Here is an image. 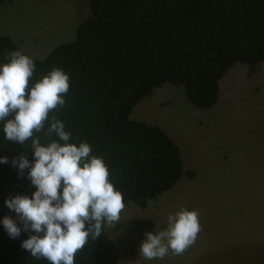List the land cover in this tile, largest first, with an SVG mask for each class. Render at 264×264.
<instances>
[{"label":"trees","instance_id":"1","mask_svg":"<svg viewBox=\"0 0 264 264\" xmlns=\"http://www.w3.org/2000/svg\"><path fill=\"white\" fill-rule=\"evenodd\" d=\"M90 9L74 38L43 58L0 33V64L7 63L6 52L22 49L35 60L32 83L53 67L70 74L65 105L50 115L65 124L70 143L87 142L103 157L125 205L145 208L196 171L186 168L164 129L131 119L133 109L164 84L183 86L193 106L212 108L220 80L235 64L264 63V0H90ZM37 135L48 142L44 132ZM30 145L5 140L0 122V157L8 158L0 164V264H49L21 247L34 233L23 231L5 204L36 190L29 170L21 174L12 165L21 155L34 162ZM6 215L22 228L19 237L4 229ZM119 255L104 225L100 237L76 253L75 264H118Z\"/></svg>","mask_w":264,"mask_h":264},{"label":"rangeland","instance_id":"2","mask_svg":"<svg viewBox=\"0 0 264 264\" xmlns=\"http://www.w3.org/2000/svg\"><path fill=\"white\" fill-rule=\"evenodd\" d=\"M90 11V0H0V33L43 58L73 39ZM130 118L170 134L196 177H182L145 208L125 205L120 222L106 225L118 264H264V63L235 64L210 109L193 106L183 86L164 84ZM181 207L199 210L195 243L183 255L145 260V233L162 230Z\"/></svg>","mask_w":264,"mask_h":264},{"label":"clouds","instance_id":"3","mask_svg":"<svg viewBox=\"0 0 264 264\" xmlns=\"http://www.w3.org/2000/svg\"><path fill=\"white\" fill-rule=\"evenodd\" d=\"M7 63L0 64V122L4 139L24 145L31 140L34 162L26 155L12 160L35 186L31 198L16 195L5 200L16 213L23 231L34 233L21 247L36 259L49 264H75L76 253L89 238L97 240L104 225L114 226L125 209L122 192L110 180L103 157L92 154V146L70 143L71 133L51 113L65 105L70 74L51 68L34 83V57L22 49L6 52ZM48 125L45 129V125ZM44 132L47 143L37 133ZM53 134L57 139H53ZM8 163L0 157V164ZM199 210L181 207L169 213L162 230L145 233L139 255L145 260L183 255L192 246L202 226ZM4 229L11 238L20 236L17 220L5 216Z\"/></svg>","mask_w":264,"mask_h":264}]
</instances>
